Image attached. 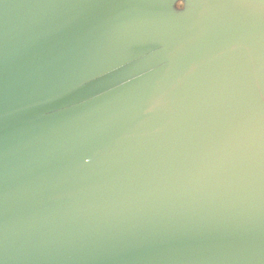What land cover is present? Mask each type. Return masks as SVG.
Returning a JSON list of instances; mask_svg holds the SVG:
<instances>
[{
	"label": "water",
	"instance_id": "obj_1",
	"mask_svg": "<svg viewBox=\"0 0 264 264\" xmlns=\"http://www.w3.org/2000/svg\"><path fill=\"white\" fill-rule=\"evenodd\" d=\"M0 264H264V0H0Z\"/></svg>",
	"mask_w": 264,
	"mask_h": 264
}]
</instances>
